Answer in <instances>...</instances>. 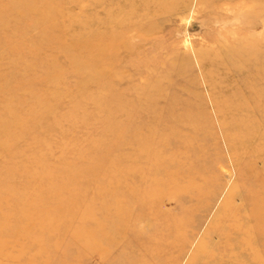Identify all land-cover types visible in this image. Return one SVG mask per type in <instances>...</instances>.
Here are the masks:
<instances>
[{"label":"rangeland","instance_id":"374dc122","mask_svg":"<svg viewBox=\"0 0 264 264\" xmlns=\"http://www.w3.org/2000/svg\"><path fill=\"white\" fill-rule=\"evenodd\" d=\"M87 1L63 7L64 34L45 30L44 40L31 16L5 13L0 26V264H206L219 257L218 231L248 220L240 196L264 199V84L237 59L264 62V0H169L175 9L153 32L128 35L130 49L111 57L119 82L100 100L98 79L79 87L60 49L77 30L70 21L104 18ZM32 37L42 40L36 60ZM142 141L153 150L139 160ZM118 222L134 231L126 246L104 239Z\"/></svg>","mask_w":264,"mask_h":264},{"label":"bare ground","instance_id":"6f19581e","mask_svg":"<svg viewBox=\"0 0 264 264\" xmlns=\"http://www.w3.org/2000/svg\"><path fill=\"white\" fill-rule=\"evenodd\" d=\"M80 1L81 0H0V26H4L3 25L4 15L5 13H8V14L15 15L16 17L23 18L26 16H31V17L36 18V24H40V26L43 29V34L41 36L42 40L46 39L45 30L60 31L62 34H64L65 31L62 27L63 24L62 25L60 24L61 23L60 20H63L65 18L64 13L62 12L63 7L70 8L71 6L80 3ZM170 1L169 0H88L86 2V5L87 7H89V9H94L95 7H97V5L103 8L104 18L101 20L97 16H84L82 20H75V22L70 21L69 27L71 28L75 27L77 30L74 29L73 31H71V33H69L66 36L67 42L60 44V49L62 52H64L67 58V61L70 63V66L73 68V70L76 73H78V75H81V76L83 75V77H81V83L78 86L87 87L89 86L90 83L94 84L93 81L98 79L95 85L98 93L96 91H93L94 93L95 92L97 93L96 99L98 100L99 96L100 98L102 97L101 96L102 93H100L101 92L100 89L105 84L110 83L113 79L119 82L118 80L119 72H117L116 69L114 68L117 65V63L113 60L111 62V57L117 56L120 53V51L123 49H128V48L130 49L129 44H130L131 37L129 36H132V37L136 36L138 37L139 40H143L144 36L142 35L144 33L143 32L144 29H147L148 31L153 32L156 29L155 24H153V20L155 19V17L158 15H161L162 13H170L175 9L173 2L170 3ZM113 6L115 7V9L112 8ZM127 30L129 32H126ZM41 39L38 41L33 37L29 38V40L27 41V44L25 45L26 55L32 57L33 60L38 59V56L40 55V53L42 54L41 52L42 40ZM77 53L82 56H79ZM251 53H253V51H251ZM239 56L237 59L238 60L241 59V61L245 62L244 66H245V69L248 71V73L244 74L245 78L247 76L246 79L247 80L250 79L254 83V85L258 81H261L264 84V62L260 63L258 60L252 59L251 55L246 57V59L243 56V54ZM111 63L113 64L112 68L107 66V64L109 65ZM38 66H41V65H38ZM32 67H33L32 63L26 64L27 69L32 68ZM46 72L48 76H50L52 74H55V72L57 71L47 70ZM60 72L61 70L58 69V75L60 74ZM53 78L55 79L56 76L55 77L53 76ZM245 78L244 80L246 81ZM45 80L48 81L49 80L48 77H45ZM249 89L251 92L255 91L253 87H249ZM50 94H52V92ZM36 105L38 106V108L42 107L41 108L42 110L40 109L41 110L40 112L46 111V107L41 106V103L39 101L36 102ZM133 110L137 111L139 109L135 108ZM98 115H101L100 111L97 112V116ZM71 117L74 118V116H71ZM69 118L70 117H68V119ZM126 118L129 119L128 116H126ZM14 120L15 119H13L15 126H18L19 121L18 120L14 121ZM128 124L133 125L131 120L128 122ZM5 125H7V128H9L10 126L9 123H5ZM130 138H133V139L137 138L134 135L133 131L129 134V139ZM147 144H148V141H145V142L142 141L141 143L137 144L138 149L136 152L139 151V160L143 158L142 155L144 152L149 150L147 152L148 154L150 150L151 151L153 150L152 149L153 143L152 144L150 143L148 150L146 149ZM113 152L114 151H112L111 153L108 152L106 156L107 158L105 157L103 159L106 162L105 163L106 167H107V164H110L108 163V161L109 162L112 161L110 160L111 158L112 159L114 158L115 160H117V156L119 154L114 155ZM148 159L146 158V162ZM155 160L156 159L152 161V163L150 164V167L148 168L150 172H152L153 170H156V167L154 166ZM68 165L69 164H66V166ZM38 167L42 171L51 170L53 168L51 164H42V163L39 164V162H38ZM4 169H6L5 166H4ZM240 197L243 202L242 203L243 205L244 204L248 205L251 203L250 208H248L249 209L248 211H250L249 213H247L248 217L246 216V214L244 215L246 219L248 218V220L246 221L245 218H243L244 219L243 221H245L244 227H239V228L231 227V229H228V230L226 229L227 231L226 230H223L220 232L218 231L217 234L219 235L220 233L221 238L223 239L222 246L217 247V251H219L220 253L219 257H214L213 255H211L208 258L206 257L207 258L205 260L206 264H257V263L264 264V259L261 256L259 257L257 252H256L257 255L253 252L258 247H260V249L264 252V226H263L264 224V203H263L264 201L263 200L264 199L260 200L258 195H256L255 192L251 193V197H253L252 199L253 201L248 200L246 195H241ZM229 199H230V196H228V200ZM92 217L94 216L92 215ZM115 226L116 227H113L114 235L111 238L104 236V239H106L107 241L111 240L112 243L108 241V244L111 243V246L112 245H114L115 247L126 246L129 241L128 239L131 237L130 235L134 232L133 229H131L132 227L128 226L126 223L124 224V222H120V223L118 222ZM96 227H99V225H97ZM232 234L233 235L235 234V236H232ZM137 239L138 238H135V241H134L135 244H133L134 245L133 248L139 249V251H142L143 243L139 239L137 241ZM236 248L240 250L237 254H235L234 251H232V249L234 250ZM138 254L140 256L144 255L142 254V252H138ZM191 258L192 259L190 260L191 261L190 264L193 261H196L195 255H193V257Z\"/></svg>","mask_w":264,"mask_h":264}]
</instances>
